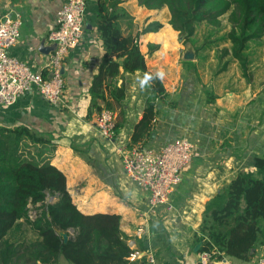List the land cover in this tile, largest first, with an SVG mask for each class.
<instances>
[{
	"label": "crops",
	"instance_id": "1",
	"mask_svg": "<svg viewBox=\"0 0 264 264\" xmlns=\"http://www.w3.org/2000/svg\"><path fill=\"white\" fill-rule=\"evenodd\" d=\"M65 1L0 0V18L9 15L22 20L20 39L9 53L45 76L51 74L47 63L57 48L48 34ZM86 2L82 40L63 64V101L51 104L33 86L13 105L0 110V125L28 126L49 138L52 151L47 153L48 160L65 174L77 207L85 214L120 215L121 230L128 238H136L137 227L144 224L149 234L137 238L136 244L153 251L154 264H201L196 247L201 242L198 235L207 206L240 172L254 169L256 159L264 156V57L257 67L252 60L256 53L249 54L247 80L231 54L220 58V46L229 48L231 42L219 45L217 35L209 42L218 47L195 42L196 58L185 60L186 41L169 23L168 7L150 9L139 0H122L119 6L129 17L121 19V29L124 34L140 32L137 38L147 67L155 74L164 73L161 81L167 96L155 99L157 113L151 126L138 130L151 87L148 83L141 86L145 78L142 70L127 72L121 67L117 76L104 83L106 99H99L102 109L117 115L116 135L107 139L97 131L102 109L98 111L91 95L106 53L97 24L100 3ZM152 22H160L161 27L141 33ZM227 60L229 65L220 71ZM106 84L123 87L124 97L117 101ZM136 132L140 134L135 142ZM175 138L191 141L192 161L170 196L173 208L161 205L145 219L149 193L127 177L118 147L137 144L159 150ZM31 236L30 231L27 237ZM218 256L221 253L217 260ZM262 256L264 243L248 261L224 255L232 264H254ZM60 264L71 263L62 259Z\"/></svg>",
	"mask_w": 264,
	"mask_h": 264
},
{
	"label": "trees",
	"instance_id": "2",
	"mask_svg": "<svg viewBox=\"0 0 264 264\" xmlns=\"http://www.w3.org/2000/svg\"><path fill=\"white\" fill-rule=\"evenodd\" d=\"M122 0H99L98 30L106 53L91 88L92 101L100 111L99 99L105 100L104 83L124 71L142 70L151 87V99L138 130L151 126L157 113L156 98L167 92L157 74L147 67L137 34H124L120 21L129 17L119 6ZM150 9L168 7L169 23L187 40L195 43L197 27L204 23L211 34L221 31L223 19L229 29L219 40L231 42L223 48L221 59L231 54L237 59L247 80L250 42L264 37V0H139ZM161 27L148 24L141 33ZM220 29V30H219ZM210 34V35H211ZM229 65L227 60L220 71ZM107 90L117 101L125 95L123 87ZM137 130V132H138ZM135 133L136 142L140 133ZM52 151L49 138L28 126L0 125V264H146L145 259L131 262L132 249L121 230L118 214H85L73 202L65 174L48 160ZM54 198L52 202H48ZM46 203L42 204V202ZM34 210V211H32ZM33 214L35 216L33 217ZM264 156L255 168L240 172L209 203L198 241L201 251L219 252L221 256L250 260L264 243ZM32 235L27 237V233ZM69 234L65 241L59 234ZM221 256H218L220 258Z\"/></svg>",
	"mask_w": 264,
	"mask_h": 264
},
{
	"label": "built area",
	"instance_id": "3",
	"mask_svg": "<svg viewBox=\"0 0 264 264\" xmlns=\"http://www.w3.org/2000/svg\"><path fill=\"white\" fill-rule=\"evenodd\" d=\"M86 0H66L57 13L56 25L49 31L48 38L57 48L51 54L47 67L50 76L37 72L31 66L9 53L20 39L22 20L20 16L5 15L0 18V110L13 105L19 97L33 86L46 101L58 104L63 101L65 78L63 64L69 51L78 46L85 31ZM117 115L110 109H102L96 120L98 133L107 139L116 135ZM193 144L185 138H175L159 150L141 145L118 147L122 153L123 168L128 178L149 193V204L145 219L158 211L159 206L173 208L171 194L181 183L184 168L192 161ZM149 233L144 224L139 225L135 236L128 238L132 249L131 262L145 259L146 264L155 263L153 251L141 249L136 239ZM219 252L201 251V264H232L224 256L217 260ZM254 264H264V256Z\"/></svg>",
	"mask_w": 264,
	"mask_h": 264
},
{
	"label": "rangeland",
	"instance_id": "4",
	"mask_svg": "<svg viewBox=\"0 0 264 264\" xmlns=\"http://www.w3.org/2000/svg\"><path fill=\"white\" fill-rule=\"evenodd\" d=\"M164 8H166V7H164ZM164 8H161V9H164ZM212 27H208V26H206L204 23H202V24H200L198 27H197V29H196V34L194 35V36H196L195 38H196V42H197V44L200 46H208V45H210V40H211V42L214 40V38L218 35V36H220V35H222V33H224V32H226V30H228L229 29V26L227 25V21L225 20V19H223V26H222V29H221V31H219L218 33H213V34H211V32H212ZM213 30H215V32L218 30L217 28H214ZM220 30V29H219ZM211 34V35H210ZM185 41H186V39H185ZM228 40H222L220 43H219V45H222L221 43H225V42H227ZM193 43V42H192ZM212 44V43H211ZM219 45H210V46H208L209 48H214V47H218ZM211 46H213V47H211ZM224 46V45H223ZM223 46H220V47H222L221 48V50L223 49V48H225V47H223ZM229 48H231V44H230V47ZM246 52H247V54H248V61H247V73H249L248 72V70H249V67H250V64H249V62L251 61V59L249 58V54L251 53V52H255L256 54H254V58L252 59L254 62H256V64H257V67H260L261 66V63L263 62V57H264V37L262 38V40H260V42H255V41H252V42H250V45H249V47H248V49L246 50ZM241 66V65H240ZM241 68H242V66H241ZM243 69V68H242ZM32 211H34V210H32Z\"/></svg>",
	"mask_w": 264,
	"mask_h": 264
},
{
	"label": "water",
	"instance_id": "5",
	"mask_svg": "<svg viewBox=\"0 0 264 264\" xmlns=\"http://www.w3.org/2000/svg\"><path fill=\"white\" fill-rule=\"evenodd\" d=\"M184 38H185V37H184L183 35H181V39L183 40ZM56 46H57V45H56ZM182 57H183V59H185V60H193V59L196 58V49H195V46H194V44H193L191 41H189V40L186 41V47H185V51H184ZM53 200H54V198H50V199L48 200V202H52ZM44 203H46V201L42 202V204H44ZM59 234L63 237V239H64L65 241H67V240L69 239V234H68V233H66V232H64V231H59ZM201 245H202V242H200V243L197 245L196 249L199 250L200 247H201Z\"/></svg>",
	"mask_w": 264,
	"mask_h": 264
},
{
	"label": "clouds",
	"instance_id": "6",
	"mask_svg": "<svg viewBox=\"0 0 264 264\" xmlns=\"http://www.w3.org/2000/svg\"><path fill=\"white\" fill-rule=\"evenodd\" d=\"M157 76L160 78V79H163V77H164V73L161 71V72H158L157 73ZM152 77H150V76H145V78H144V80H142L141 81V86L143 87V85L145 84V83H147V81L149 80V79H151Z\"/></svg>",
	"mask_w": 264,
	"mask_h": 264
}]
</instances>
